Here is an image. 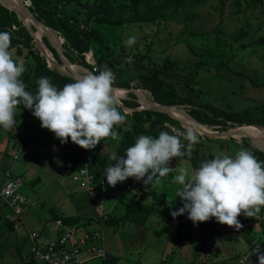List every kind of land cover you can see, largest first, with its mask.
Returning <instances> with one entry per match:
<instances>
[{"label":"rangeland","instance_id":"374dc122","mask_svg":"<svg viewBox=\"0 0 264 264\" xmlns=\"http://www.w3.org/2000/svg\"><path fill=\"white\" fill-rule=\"evenodd\" d=\"M22 1L27 2L29 9L30 2ZM246 2L224 0L221 11L218 0H206L195 8L198 18L191 22L183 21L182 13L176 21L124 25L114 28V32L101 28L97 33L102 38L101 42L92 39L89 50L83 54L90 70L71 64L65 58L64 54L70 51L60 34L52 31L62 39L59 45L62 56L69 65L79 67L77 72L75 70L79 76L99 74L105 67L111 68L115 74L113 88H123L118 85L120 83L128 84L129 88L141 94L145 103L160 105L155 103L150 92L140 88L142 84L139 78L158 74L185 100L183 105L171 107L188 113L192 106L197 105L207 114H211L207 109L239 114L254 122L251 125L264 129V87L259 86L264 84V0L255 9H244ZM13 13L31 36L32 50L38 52L49 67L55 68L41 54V43L32 37L34 25L29 20V24H26ZM12 29L18 31L17 27L13 26ZM133 37L135 43L130 46L127 42ZM42 43L56 64L65 70L63 64L54 58L49 49L53 47L44 36ZM9 51L14 61L32 64L31 55L24 47H21L20 53L16 49ZM70 54L76 58L75 52ZM116 99L119 103L131 100L128 93ZM132 101L140 107L136 98ZM124 110L130 112L132 109ZM17 112V123L12 129L0 127V156L3 157L0 169H7L23 180L20 192L32 197L34 205L23 217L27 229L22 226L19 231L0 236V245L7 246L0 264H20L17 254L21 242L19 237H22L20 230L26 234V230L44 228L47 236H51L55 213L87 215L88 219L95 217L86 190L80 188V183L74 179L77 174L61 164L62 156L68 158L70 163L72 157L63 154L62 150L70 151L77 145L70 138L67 144L61 145L52 132L41 127V122L31 111L26 113L17 108ZM178 122L182 129L168 126L170 134L191 128L184 126L181 120ZM201 126L212 132L239 127L230 122L225 123V128ZM196 133L199 143L194 145V149L198 150L199 156L212 154L234 157L242 148L245 138L205 137ZM106 139L101 140L100 150L104 155L111 156L116 151L117 141ZM34 144L39 145L40 149H33ZM49 147H54L56 152H49ZM77 150L79 155L74 154L76 157L87 152L83 148ZM169 166L175 168V172L161 178L159 183L144 185L143 181L129 178L126 184L131 185V192H123L122 187L116 185L113 189L120 193L117 200L125 196L117 216L131 198L155 210L168 211L180 199L177 197L179 185L174 183L173 177L181 169H188L189 174L195 170L182 158H173ZM34 180L37 183L31 186ZM155 195L158 200L154 199ZM240 216L244 227L252 226L249 242H244L241 229L219 224L215 218L199 226L185 223L179 228L172 227L165 218L157 215L149 216L141 227L128 223H105L102 224L105 256L88 264H259L255 252L259 245V254H264V208L255 218H247L243 214ZM91 227L99 228L98 225ZM27 250L28 242L25 241L23 253Z\"/></svg>","mask_w":264,"mask_h":264},{"label":"clouds","instance_id":"9594fccd","mask_svg":"<svg viewBox=\"0 0 264 264\" xmlns=\"http://www.w3.org/2000/svg\"><path fill=\"white\" fill-rule=\"evenodd\" d=\"M11 41L10 31H0V127L12 129L17 123V108L23 106L61 145L70 138L75 145L91 150L103 139L120 140L115 129L126 122V115L119 110L111 68L79 76L62 89L50 78L41 77L32 93L21 78L25 65L14 61L10 54ZM127 43L131 46L135 38ZM197 143L199 138L192 128L175 134L160 131L155 138L142 134L125 155L114 153L109 157L114 163L106 169L107 184L114 188L128 178L143 181L144 185L159 183L175 172L169 166L171 160L190 158ZM173 181L179 185L177 197L183 206L170 215L175 219L187 213L194 226L215 218L217 223L239 230L243 227L238 220L241 214L255 218L264 208V161L244 148L234 157L222 155L203 161L192 174L181 169ZM257 248L258 262L264 264V254H259V245Z\"/></svg>","mask_w":264,"mask_h":264},{"label":"trees","instance_id":"16d2710c","mask_svg":"<svg viewBox=\"0 0 264 264\" xmlns=\"http://www.w3.org/2000/svg\"><path fill=\"white\" fill-rule=\"evenodd\" d=\"M30 2L29 10L35 18L51 30L60 34L65 41L66 48L70 52H75L76 58L69 54H64L65 58L71 63L78 66L88 68L84 59V52L89 50V42L97 40L101 42L102 38L97 34L98 30L103 28L114 32V28L123 27L124 25L137 24H155L159 22L176 21L178 16L183 13V21L191 22L198 18V13L195 8L203 4L206 0H26ZM262 0H247L244 7L247 9H255ZM220 10L224 4V0H218ZM222 11V10H221ZM83 19V20H81ZM17 27L18 31L12 27ZM0 31H10L12 41L10 49H16L20 53L21 47L28 50L31 55L32 64L25 65L26 71L22 75L23 81L28 85L26 90L35 93L38 85L37 81L41 77L50 78L51 82L58 88L62 89L65 84L72 83L75 80L64 75L56 68L49 67L45 59L36 51L32 50L31 36L26 29L21 26L16 15L0 5ZM263 40V39H262ZM53 53L54 58L60 63L58 56L52 48H49ZM99 60H97V63ZM141 79L140 88L145 89L153 97L155 103L163 106H180L185 103L181 99L176 89L166 82L158 74L145 75L139 77ZM119 86L129 88L128 84L120 83ZM264 87V84L259 85ZM131 100H122V106L119 110L126 115V122L118 127L116 131L120 137L117 141L115 154L117 156L125 155L126 149L133 146L135 140L140 135H150L157 137L160 131H167L168 126H176L182 129L179 122L164 113H158L147 110H132L126 112L124 109H135L139 107L133 102L135 96L128 93ZM191 102V101H190ZM192 103V102H191ZM192 105V104H191ZM19 109L28 113L30 110L19 106ZM211 114H207L206 110L196 106H192L188 111L189 115L196 120L198 124L205 126H223L230 122L233 126L251 125L254 122L247 120L239 114H226L227 112L210 110ZM187 113V112H186ZM220 118L221 120H219ZM223 128H221L223 130ZM104 140V139H103ZM187 144V141H183ZM242 148L251 151L258 160L264 161V153L258 149L251 147L247 138H243ZM110 156L104 155L99 148L85 153L84 161L91 168V171L98 177H105L106 169L114 161L109 159ZM209 154L207 156H199L198 150L193 149L191 157H177L187 160L193 169H197L201 162L214 158ZM76 158L71 157V169H76ZM106 178V177H105ZM129 178L124 182H119L118 185H125ZM158 200V196H154ZM181 198L178 199L168 211L155 210L152 207L143 205L140 201L131 198L123 207V212L119 216H111L107 224H135L142 226L146 219L151 215H157L160 218H165L167 223L172 227L179 228L183 224H193L187 218V213L178 216L175 219L170 215L171 211L182 207ZM54 219H60L63 224H73L78 221L77 218L53 216ZM242 223L241 216L238 217ZM201 223L198 224V226ZM244 242H249L252 233V226L241 228ZM5 233L12 234L14 230L12 226L0 216V236ZM7 246L0 245V263L2 255ZM21 247H17V254L21 258ZM20 264H35L34 261L24 263L21 260Z\"/></svg>","mask_w":264,"mask_h":264},{"label":"built area","instance_id":"2783aa9c","mask_svg":"<svg viewBox=\"0 0 264 264\" xmlns=\"http://www.w3.org/2000/svg\"><path fill=\"white\" fill-rule=\"evenodd\" d=\"M63 154L69 155L68 150ZM85 153L76 159V180L80 188H84L94 209L95 217L90 218L91 224L99 228H87L84 221H77L70 225L56 220L60 226L59 234L45 240L40 233L27 232L28 256L23 257L24 263L31 260L43 264H86L93 259H103L102 224L109 220V210L106 203L116 200L119 193L111 191L105 177L96 178L90 167L84 161ZM23 180L9 171H0V216L7 221L14 231L22 228L23 217L34 203L20 192ZM118 185V184H117ZM125 191L131 190V185H123Z\"/></svg>","mask_w":264,"mask_h":264},{"label":"water","instance_id":"95a60500","mask_svg":"<svg viewBox=\"0 0 264 264\" xmlns=\"http://www.w3.org/2000/svg\"><path fill=\"white\" fill-rule=\"evenodd\" d=\"M0 3L6 9L15 12L17 14L18 18H20L24 22L27 19L34 26L40 27V29L44 32V34L46 36V39L48 41V36H49L48 30L49 29L46 26H44L41 21H39V20H37L35 18V16L28 9L26 2H23L22 0H17V3L14 4V5H16V8H12L11 6L7 5L4 2V0H0ZM10 3H11V5H13L12 2H10ZM32 37L35 39L34 35H32ZM51 46L53 47V49L57 53L59 61L63 64L65 70H63L61 67H59L52 58H48L47 55L45 54L42 46L40 45L41 54L47 58L48 62H50L58 71H60L61 73H63L64 75L70 77L73 80H75L77 77H79V75L76 72H74L73 70H71V68L67 64V61L62 56V54H61V52L59 50V45L57 43H55V45H51ZM117 89L121 90L124 93H129V94H132V95L135 96V98L137 99L138 103H140V107H137V108L132 109V110H147V111H153V112H158V113H164V114L168 115L169 117H171L173 119H176L178 121H180L179 117L188 119L192 123L191 128L195 129L197 132H199L201 135H203L205 137H216V138L245 137V138H247L250 141L251 147H253L255 149H258V150H260V151H262L264 153V142L263 141H258L251 134H248L246 132H241L238 129V127L232 128V129H228V130L222 131V132H212V131H209V130H205L188 113H186V112H184L182 110L175 109V108H173L171 106H163V105H156V104L149 105V104L144 102L143 97L141 96V94L137 90L132 89V88H117ZM119 106H122L121 102L119 103ZM184 126H186V125H184ZM245 127H248V126H245ZM257 127H259V126H257Z\"/></svg>","mask_w":264,"mask_h":264},{"label":"crops","instance_id":"0c3cea01","mask_svg":"<svg viewBox=\"0 0 264 264\" xmlns=\"http://www.w3.org/2000/svg\"><path fill=\"white\" fill-rule=\"evenodd\" d=\"M29 113V112H28ZM106 140H108V138L106 139ZM78 148H81V147H79V146H77L76 148H74V149H71L70 151H69V155H72L73 156V158H76L77 159V157L74 155V154H78ZM96 148H99V150H100V143H99V145L96 147ZM33 149H36V150H38V149H40V147H39V145H37V144H34L33 145ZM48 150H49V152H51V153H54V152H56V149L54 148V147H49L48 148ZM77 150V151H76ZM63 151L64 150H62V153H63ZM72 151V152H71ZM86 151H91V150H86ZM101 151V150H100ZM102 152V151H101ZM86 153V152H85ZM79 155V154H78ZM2 160H3V157H1L0 156V165H2ZM66 163V164H65ZM62 165H63V167L64 168H68V169H70L71 170V172L72 173H76L77 174V172H76V169H71V166H70V160L68 159V158H65V157H63L62 156V163H61ZM75 164H76V162H75ZM70 166V167H69ZM75 168H77V166L75 167ZM91 169V168H90ZM9 171V170H7V169H0V171ZM69 170V171H70ZM10 172V171H9ZM11 173V172H10ZM12 174V173H11ZM12 175H14V174H12ZM16 176V175H15ZM75 179V181H76V178H74ZM37 183V180H34V181H31V183H30V185L31 186H34L35 184ZM118 186H121V185H118ZM122 187V190H123V192H131V191H125L124 190V188H123V186H121ZM109 189L111 190V191H117V190H114L113 189V187H109ZM122 194V193H121ZM119 195H120V193H119ZM29 200H33V198L32 197H29L28 195H25ZM124 195H122V199L121 200H112V201H108L107 203H106V205H107V209L109 210V219H110V217L111 216H117V212H119V209H120V206H121V204H122V202L124 201V199H125V196L123 197ZM130 200V199H129ZM33 203H34V201H32ZM122 210H123V208H122ZM30 211V210H29ZM121 214V212L119 213V215ZM54 215H57V216H63V217H72V218H77L78 219V221H81V220H83V219H85V218H87V215L85 216V215H81V216H67V215H64V214H57V213H55ZM82 218V219H81ZM56 220H60V219H54V217H53V223H54V227H52V230H51V232H50V234H51V236H47V231H45L44 230V228H41V229H36V230H26V234H27V232H38V233H40V235L42 236V238H44L45 240H51V239H53V238H55L58 234H59V231H60V226H58L57 224H56ZM89 220H90V218L88 219H86L85 221H84V224H85V226H87V228H92L91 226H93L94 224H91L90 226L88 225V224H90L89 223ZM61 221V220H60ZM24 225V224H23ZM65 225H68V224H65ZM110 225H113V224H110ZM27 227V225L25 226L24 225V229H27L26 228ZM141 227V226H140ZM17 231H19V230H17ZM21 231V236L22 237H19L20 239H21V242H20V244H19V246L21 247V258L22 259H19L20 260V263H21V260H23V257L25 256H28V250L26 251V253L24 254L23 253V244H24V242L26 241V238H25V236H26V234H24V232H22V230H20ZM14 232H16V231H14ZM18 246V247H19ZM28 247H29V245H28ZM24 254V255H23ZM19 258V257H18ZM93 260H95V259H93ZM32 261V260H31ZM90 261H92V260H90ZM89 261V262H90ZM24 262V261H23ZM89 262H87L86 264H88ZM35 264H43V263H41V262H35Z\"/></svg>","mask_w":264,"mask_h":264},{"label":"bare ground","instance_id":"6f19581e","mask_svg":"<svg viewBox=\"0 0 264 264\" xmlns=\"http://www.w3.org/2000/svg\"><path fill=\"white\" fill-rule=\"evenodd\" d=\"M4 2L7 5L11 6L12 8H16V5H14V4L17 3V0H4ZM10 2H12L13 5H11ZM25 22H26V24H29L27 19L25 20ZM34 29H35V31L33 32V35H34L35 39L41 43L40 45L42 46V48H43L45 54L47 55V57L48 58H51L50 53L48 52V50L46 49V47L42 43L43 36H44V38H46L44 32L38 26H34ZM48 34H49V36H48V42H50L51 45H55V43H57L58 45H60L62 39L59 38L56 33H54L52 30L49 29L48 30ZM67 64L69 65L68 62H67ZM69 67L71 68V70L73 69L74 72H75V70H76V72L79 70V67L78 66L69 65ZM114 94H115V97H118L121 94H124V92H122L121 90H118L117 88H115V93ZM180 120H181V122H182L183 125H186V126H189V127L192 126L191 121H189L188 119L181 118ZM245 126H248V127H245ZM245 126H239L238 129L241 132H246L248 134H251L258 141H263L264 142V129L263 128L257 127L255 125H245ZM202 128L205 129L204 127H202ZM205 130H207V129H205Z\"/></svg>","mask_w":264,"mask_h":264}]
</instances>
